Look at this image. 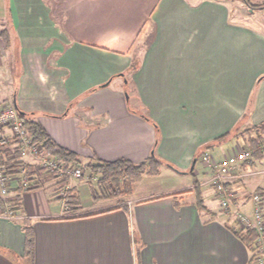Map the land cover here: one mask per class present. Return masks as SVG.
<instances>
[{
  "label": "crops",
  "instance_id": "obj_1",
  "mask_svg": "<svg viewBox=\"0 0 264 264\" xmlns=\"http://www.w3.org/2000/svg\"><path fill=\"white\" fill-rule=\"evenodd\" d=\"M259 17L264 7L245 0H0V74L13 78L0 102L15 103L83 165L154 155L160 174L168 168L181 181L118 207L100 194L85 201L82 177L65 210L61 180L43 175L20 193L21 218H0V264H258L203 184L201 154L226 156L229 137L218 136L264 121V71L244 58L264 46L246 24ZM235 69L245 90L226 89ZM259 178L231 184L236 206L251 211V193L264 195Z\"/></svg>",
  "mask_w": 264,
  "mask_h": 264
},
{
  "label": "built area",
  "instance_id": "obj_2",
  "mask_svg": "<svg viewBox=\"0 0 264 264\" xmlns=\"http://www.w3.org/2000/svg\"><path fill=\"white\" fill-rule=\"evenodd\" d=\"M8 131V132H7ZM11 139L13 146L21 153L27 165L33 166L41 174H26L25 168L18 174H9L5 165L0 163V196L8 198L13 191L17 192L21 185L22 191L29 190L41 183V176L53 175L57 179L67 181L59 185L56 195L62 200L65 210L72 189V182L85 176L86 167L82 163H65L60 158L45 151L42 142L35 140L21 117V109L13 102H0V157L1 148ZM252 158L250 150H236L222 158H215L211 152L203 155L206 179L203 184L214 190V195L221 208L233 217L234 229L240 233L255 231L256 239L252 251L258 264H264V197L260 192L251 195L252 209L250 213L236 206V193L231 184L237 179L247 176L242 170V164ZM202 161V162H203ZM242 170V171H241ZM7 208L0 218L20 219L17 205L7 203Z\"/></svg>",
  "mask_w": 264,
  "mask_h": 264
},
{
  "label": "trees",
  "instance_id": "obj_3",
  "mask_svg": "<svg viewBox=\"0 0 264 264\" xmlns=\"http://www.w3.org/2000/svg\"><path fill=\"white\" fill-rule=\"evenodd\" d=\"M249 1V0H245ZM264 7V4L257 6V8ZM256 8V7H255ZM1 35H7L6 31L1 32ZM21 117L24 120V125L30 132V135L37 141H40L44 145V149L47 153L52 154L65 163L70 162H78L82 163L76 154L68 150L64 147L59 146L48 134L45 128L39 124L36 120L30 118L28 114L21 110ZM251 135L253 132L254 135L250 136L249 145L252 149V156L257 160L264 159V121L258 125L252 126L247 130ZM229 132L224 133L218 136L215 139L216 141L224 140L229 136ZM15 140L11 139L9 142L4 144L1 148V157L0 163L5 165L9 174H18L24 168L26 170L27 175H31L34 173L41 174V172L37 171L33 166L27 165L26 162L22 159L21 153L13 146ZM214 146V144H210L207 146V149H210ZM206 151V150H205ZM204 151V153H205ZM203 153V154H204ZM252 162V161H250ZM162 165V161L158 159L156 156L152 155L147 158L145 161L141 163H134L128 159H120L113 162H88L85 164V167L91 171L92 174L99 176L98 186L103 192V197H119L125 194H131L134 191V182L140 180L141 177L146 174H158L160 173V167ZM67 180H61V184L66 182ZM196 186L199 185L196 182ZM22 192L21 185L17 189V194L8 198H3L0 196V214H3L7 208V203H13V205H17L20 200V193ZM198 205L201 208H206L203 204V200L201 197V192L198 190ZM127 207V205L120 204L118 207ZM70 210V208L68 209ZM23 229L25 231V253L24 256L26 258H33L34 253V232L29 225H24ZM235 233L238 234L245 242L253 247V243L256 239L257 233L255 231H249L245 234L240 233L235 230Z\"/></svg>",
  "mask_w": 264,
  "mask_h": 264
},
{
  "label": "rangeland",
  "instance_id": "obj_4",
  "mask_svg": "<svg viewBox=\"0 0 264 264\" xmlns=\"http://www.w3.org/2000/svg\"><path fill=\"white\" fill-rule=\"evenodd\" d=\"M247 3L252 8H255V7L257 8V6H260V5L264 4V3H262V4H253L250 0ZM257 9H259V8H257ZM257 21L258 22L255 23V20L252 19V20L246 22V24L250 26L251 30L257 31L259 34H264V17H259V19ZM258 23H259V26H258ZM250 34L252 36H254V38H261V40L264 39L261 36L259 37V36H255L252 33H250ZM229 50L232 53H234L235 48H229ZM212 51H218V48H212ZM246 57H248L249 59L253 58L254 59L253 60L254 63H258L259 62V68L264 71V46H259L258 50L256 52H254V53H248L247 54V52H245L244 53V58H246ZM233 65H236V61H235V64L234 63H229V67L233 66ZM2 70H1V72H2ZM237 71H239V70H237ZM228 74L230 75V78L226 79L228 81L227 88H226L227 90H229V91L232 90V92H234V91H236V89H235L236 87H237V89H239V88H244V90L246 89V87H245L246 82H245V80L241 79V76H242L241 74L236 73V69H235V72L228 73ZM263 76H264V74H263ZM0 77H1V74H0ZM259 79H260V77L258 78V80ZM11 81H13V78L10 79L9 76L7 77V79H5V77H4V79H2V77H1L0 78V89L2 88L3 90H5L6 87L10 84ZM1 83H3V84H1ZM216 87L219 89L220 88L219 84H216ZM222 88H224L223 84H222ZM251 90L252 89H250V91ZM229 91H227L228 96L229 95L231 96V92H229ZM250 96H251V99H252L255 96L254 92ZM250 96H249V98H250ZM235 97L239 98V95L235 94ZM1 102H5V101H1ZM6 102H10V101H6ZM244 126H246V125H242V127H239L238 129L229 132V134L231 133L228 136L229 139L227 141H225L224 143H222V145H221L222 147L224 146L226 149H229L228 150L229 154L234 152V151H236V150H241V149H244V150L248 149V150L252 151L251 146L249 145V142H250L249 139H250L251 135L255 136V133L253 132L250 135L247 130L249 128H252V127H248L247 128V127H244ZM232 147H234V148H232ZM228 153L226 155H228ZM211 154L214 155V153L212 151H211ZM203 155L204 154H201L202 161H203ZM215 158H216V156H215ZM262 160H257V159H255L252 156V158L249 159L247 162L252 161L253 163H255V167L254 168H248V169L242 167V170L244 171L243 173H245L246 175L248 174L247 176H245L243 178H247L248 177L249 179L250 178L255 179V178L262 177V179H264V161L261 162ZM203 165L205 166V162L204 161H203ZM160 170H161V167H160ZM84 177H86V179L88 180V183H87L86 187L81 189L82 198L85 201H87V202L90 201V200H95V198L92 197V195H95V194L96 195L100 194L99 199L102 198L103 196L101 194H103V193L101 192V189L99 188L98 183H97L98 179H99V176H96V175L92 174L91 171L86 168ZM259 179H261V178H259ZM204 181H205V179L203 180V182ZM238 181L239 180L237 179L234 182H238ZM179 182H181L180 179H178L177 175H175L172 172V170H170L168 168H164V169H162V173L161 174L160 173H158V174H150V173L149 174L148 173L144 174L141 177L140 180H137V181L134 182V191L131 194H128V195L127 194H125V195L123 194V195H121L119 197H114V200L116 202H118V204L122 203L123 201H126L127 199H131V198L134 200V199H136L137 196H140V195L142 196V194L143 195H150L152 193H156V192L160 191V189H162V188L175 187V186H177V184ZM204 185H206V184H204ZM232 190H234L233 187H232ZM256 192H259V190L258 189L254 190L251 193V195H253ZM260 194L263 195L262 192H260ZM263 197H264V195H263ZM236 204H238L237 200H236ZM235 207H237L238 209H243V208H240L238 206H235ZM251 209H252V206H251ZM243 210H245V209H243ZM245 211L250 213V211H247V210H245Z\"/></svg>",
  "mask_w": 264,
  "mask_h": 264
}]
</instances>
